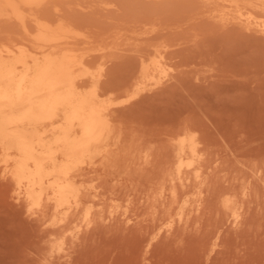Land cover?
<instances>
[{"label":"rangeland","instance_id":"rangeland-1","mask_svg":"<svg viewBox=\"0 0 264 264\" xmlns=\"http://www.w3.org/2000/svg\"><path fill=\"white\" fill-rule=\"evenodd\" d=\"M222 1L44 0L26 28L0 15L2 52L39 53L43 19L65 27L61 48L101 74L115 137L79 168L62 221L17 194L0 155V264H264V0ZM189 136L196 169L178 180L175 141Z\"/></svg>","mask_w":264,"mask_h":264},{"label":"bare ground","instance_id":"bare-ground-1","mask_svg":"<svg viewBox=\"0 0 264 264\" xmlns=\"http://www.w3.org/2000/svg\"><path fill=\"white\" fill-rule=\"evenodd\" d=\"M43 1L2 0L0 15L11 16L26 28L25 20L37 16L33 9ZM224 1L238 10L235 0ZM26 7L29 11L25 12ZM44 20L36 26V42L33 39L39 53H16L10 46L0 50V155L3 173L11 178L17 194L37 208L48 203L55 220L62 221L80 204L79 168L84 164L93 168L114 142L113 109L112 101L103 99L99 91L101 74L85 67L73 49L61 48L71 38L65 27L55 29ZM255 27L264 32V21H257ZM160 66L156 62L144 65L143 77ZM175 146V176L181 180L184 168L196 169L197 143L191 136L181 137ZM91 213V207L81 210L80 227L91 223Z\"/></svg>","mask_w":264,"mask_h":264}]
</instances>
